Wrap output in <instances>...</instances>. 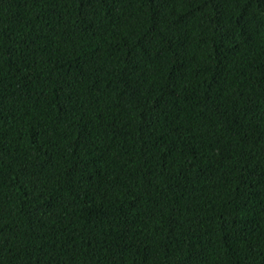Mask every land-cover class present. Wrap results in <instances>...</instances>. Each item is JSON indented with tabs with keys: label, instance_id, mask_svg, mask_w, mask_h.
<instances>
[{
	"label": "trees",
	"instance_id": "obj_1",
	"mask_svg": "<svg viewBox=\"0 0 264 264\" xmlns=\"http://www.w3.org/2000/svg\"><path fill=\"white\" fill-rule=\"evenodd\" d=\"M0 264H264V0H0Z\"/></svg>",
	"mask_w": 264,
	"mask_h": 264
}]
</instances>
